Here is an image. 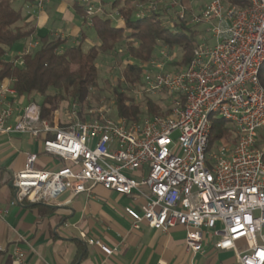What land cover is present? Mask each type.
I'll return each instance as SVG.
<instances>
[{"label": "built area", "instance_id": "1", "mask_svg": "<svg viewBox=\"0 0 264 264\" xmlns=\"http://www.w3.org/2000/svg\"><path fill=\"white\" fill-rule=\"evenodd\" d=\"M50 1L37 0L34 6L43 9ZM184 1L139 5V16L167 10L194 26L211 25V38L205 36L196 45L187 67L168 69L167 47L159 58L142 64L144 93H164L170 100L164 115L137 121L101 115L87 121L77 117L78 104L73 102V120L62 127L41 120L40 107L31 104L8 125L13 109L6 96L17 92L0 85V136L17 132L42 139L50 133L42 139L43 152L65 162L58 169L39 170L38 155L28 154L12 181L14 203L53 204L65 192L77 197L101 186L131 197L133 204L144 201L141 212L135 206L125 208L134 228L146 224L164 233L183 228L193 255L212 242L217 250L234 251L239 264H264V140L259 134L264 131V0H245L247 7L211 0L199 13ZM80 3L92 26V18L105 12L101 2ZM110 17L125 21L118 11ZM214 117L233 126L234 143L212 142ZM5 212L0 208V216ZM81 237L107 256L116 251L86 233ZM4 250L0 245V254ZM13 258L14 264L25 263L19 243Z\"/></svg>", "mask_w": 264, "mask_h": 264}, {"label": "crops", "instance_id": "2", "mask_svg": "<svg viewBox=\"0 0 264 264\" xmlns=\"http://www.w3.org/2000/svg\"><path fill=\"white\" fill-rule=\"evenodd\" d=\"M92 1L95 5L101 2L104 9L105 0ZM185 3L191 7L189 0ZM76 4L81 5L80 0H51L43 9L25 6L21 26L34 28L36 34L16 44L7 59L35 48L45 36L60 37L66 40V46L96 44L99 39L95 30L77 14ZM21 6L17 4L18 8ZM110 18L117 27H125V21ZM3 84L13 88L10 81ZM40 101L36 95H7L6 102L13 109L7 124L14 125L27 106L39 105ZM53 125H60L57 119L53 118ZM41 145L42 139L30 134L12 132L0 136V208L6 211L0 216V245L5 249L0 254V264H14L13 248L17 243L26 252L24 264H239L234 251L217 250L212 242L193 255L187 249L183 228L168 233L146 224L134 228L125 208L135 206L141 212L144 201L133 204L131 197L119 196L101 186L77 197L65 192L53 204L14 203L16 190L10 186L14 175L24 168L28 154L38 155L35 167L39 170L51 171L65 165L62 158L43 152ZM82 233L102 240L116 249L115 253L105 255L99 247L89 245ZM261 234L264 237V229ZM259 241L263 243L261 238Z\"/></svg>", "mask_w": 264, "mask_h": 264}, {"label": "trees", "instance_id": "3", "mask_svg": "<svg viewBox=\"0 0 264 264\" xmlns=\"http://www.w3.org/2000/svg\"><path fill=\"white\" fill-rule=\"evenodd\" d=\"M150 1L153 2L111 0V3H105V12L92 18L99 44L92 45L88 50L83 48V43L66 46V40L60 37L50 39L45 36L28 53L8 60L7 55L16 44L24 43L36 34L34 28L26 29L21 23L25 20V6L35 5L37 0H0V85L10 81L19 96H39L40 119L49 120L53 125L58 105L68 100L81 105L87 102L91 91L100 86V57L117 54V47L122 45L133 62L125 64L121 78L111 90L117 108L116 116L129 121L140 120L144 114L129 92L131 87L141 85L142 64L155 58L161 47H167L170 55L179 50L180 56L172 61L171 66L187 67L193 59L194 48L200 43L199 33L194 31V25L189 21L177 19L173 26L168 25L162 19L167 10L146 11L139 16V5ZM19 3L22 4L20 8L17 7ZM224 3L239 7L249 5L245 0H224ZM85 7L76 4L77 14L86 20ZM114 11L123 16L125 27H117L111 21L110 15ZM260 81L264 86V68L260 72ZM105 84L111 88L109 81L105 80ZM145 101L148 115L163 113L159 105L148 98ZM79 115H82L81 109ZM212 125L213 143L222 140L235 142V129L228 121L214 117ZM49 137L50 133L42 139Z\"/></svg>", "mask_w": 264, "mask_h": 264}, {"label": "rangeland", "instance_id": "4", "mask_svg": "<svg viewBox=\"0 0 264 264\" xmlns=\"http://www.w3.org/2000/svg\"><path fill=\"white\" fill-rule=\"evenodd\" d=\"M186 1L187 0H185L184 2ZM105 2L111 3L110 0H105ZM189 2L191 4V8L193 12L199 13L200 10L202 9L201 7L204 5H207L208 2H211V0H189ZM171 13L173 14L170 15L169 12H167V14L165 13L162 19L168 25L173 26L175 22L177 21V19L175 18L176 17L175 11ZM210 27L211 25H208V24H200V25L194 26V31H197L199 33L200 42H202L205 39V36L208 37L209 39L211 38V36L207 33L208 31L207 29ZM98 43H99V40H97L96 44ZM210 43H213V41H210ZM90 47H91L90 44L83 45V48L85 50H88V48ZM117 48H118L116 50L117 54L113 56L102 55L100 57V60L98 62L100 75H101L100 76L101 78L100 86L97 89H94L91 91L87 102L84 103L83 105L75 101L78 104V107H77L78 116L77 117L80 120L88 121L89 119L90 120L97 119L101 115L116 119L117 108L115 106V99H114V95L111 90L113 87L117 85L118 80L121 78V74L125 67V64L127 62H133L132 58L127 56L124 46L119 45ZM161 49L162 47L156 52L155 58H153L154 60L159 58L158 56H160L159 53ZM165 52H166L167 57H169L168 59H170L171 63L175 59L179 58L178 57L179 50L177 49L175 50L173 55L169 54L168 48H166ZM146 62L147 61H145L144 63ZM181 67L182 66H171L170 65L168 69L175 70ZM105 80L109 81V83L111 84V88H108L107 84H105ZM131 88L132 90L129 92V95L135 99L136 103L140 106L144 114L142 115L141 119L144 117L150 116L148 115V112H147V101H145L146 98L150 99V101L154 102L156 105H159L161 107L163 111V113L161 114H165L166 112L168 113L170 109V100L166 94L164 93H156V94L144 93L143 87L139 85L133 86ZM71 104H72L71 101L68 100L56 107L53 118L57 119L59 124H61L62 121L63 123L67 124L68 122L73 120L72 119L73 117H71L70 115ZM80 109L82 110V115H79ZM259 134H260L261 140L263 141L264 131H260Z\"/></svg>", "mask_w": 264, "mask_h": 264}, {"label": "water", "instance_id": "5", "mask_svg": "<svg viewBox=\"0 0 264 264\" xmlns=\"http://www.w3.org/2000/svg\"><path fill=\"white\" fill-rule=\"evenodd\" d=\"M10 187H12V188H14V185H13V183H11V186ZM16 190V189H15Z\"/></svg>", "mask_w": 264, "mask_h": 264}]
</instances>
